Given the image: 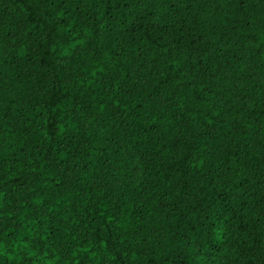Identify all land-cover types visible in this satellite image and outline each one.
<instances>
[{
    "label": "trees",
    "instance_id": "trees-1",
    "mask_svg": "<svg viewBox=\"0 0 264 264\" xmlns=\"http://www.w3.org/2000/svg\"><path fill=\"white\" fill-rule=\"evenodd\" d=\"M0 264H264V0H0Z\"/></svg>",
    "mask_w": 264,
    "mask_h": 264
}]
</instances>
